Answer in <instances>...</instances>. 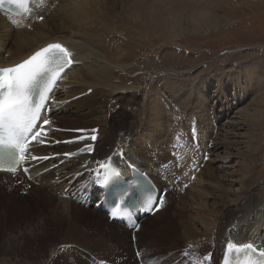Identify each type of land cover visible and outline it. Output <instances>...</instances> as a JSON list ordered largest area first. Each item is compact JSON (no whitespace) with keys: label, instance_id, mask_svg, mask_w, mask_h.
<instances>
[{"label":"bare ground","instance_id":"1","mask_svg":"<svg viewBox=\"0 0 264 264\" xmlns=\"http://www.w3.org/2000/svg\"><path fill=\"white\" fill-rule=\"evenodd\" d=\"M121 1L37 0L44 7L38 16L45 20L33 23L31 29H14L0 15L1 67L15 66L44 46L55 43L68 47L74 60L54 93L51 121L31 149L32 156L47 157L31 159L28 164V194L38 196L36 203L45 210L49 209L41 213L38 230L48 227L46 220L49 217L66 224L68 231L79 237H86L87 233L79 229L87 227L99 235L91 237L96 247H101L99 252L103 257L97 264L110 257L114 264L126 263L123 252L133 253L140 246V239H143L140 233L148 229V219L140 225L136 243L133 242L134 232L110 223L108 216L97 209V192L92 189L95 172L104 170L111 162L128 171L130 163L153 177L163 190L170 192L171 184L168 182L172 183L185 172V168L177 166L171 157V153L180 146L179 140H182L187 150H193L195 158L201 161L203 154L209 152V159L201 163L185 198L171 208L172 217L168 216V208L174 197L170 199L168 196L174 192L168 193L166 202L152 217L161 219L158 223V227L163 228L164 234L161 235L168 232L172 235L165 236L164 244H161L162 240L159 242L156 236L160 235V231H151L152 236L147 237L148 245L141 249V259L132 261V257L127 264H155L151 261L158 264H222L229 243H253L264 250V184L255 185V181L248 178L246 169L251 168L256 158L248 151L242 152L243 148L250 146L241 141L245 135L239 134L243 127L248 126V121L257 122L264 114V92H259L260 88L264 90V61L246 63L236 74L214 80L219 87L214 95L210 90L216 89L213 79L199 80L190 85L181 80L159 78L148 85L150 90L146 93L140 86L119 84L117 81L121 79L116 77L117 74L129 72L130 65L124 62V50L119 47L111 51V45L118 44L127 36L114 31L108 20L112 15L116 16ZM127 4L128 1L121 10L123 13L120 12L125 18L133 24L152 25L167 43L180 37L211 34L219 27L220 20L210 11L184 18L166 15L165 10L166 13L161 14L158 20L159 13L152 17L147 8H129ZM157 20L160 21L158 25ZM108 93L114 96L115 102L110 114L102 109L106 105L102 97H108ZM249 94L255 96L251 103L254 112L248 116L254 119H247L245 113L238 110L235 112L237 116L220 125L225 129H218L211 144L215 134L214 123L219 122L222 115L227 116L235 106L230 96H235L237 104H241ZM192 114L197 117L198 124L195 120L196 125L191 129H201L198 131L201 141L198 151L188 142L191 129L181 127V124H187ZM180 128L182 130H178ZM92 129L98 131L93 133ZM93 134L97 136L95 141L90 139ZM88 144L93 145V150L82 152L81 149ZM65 153L73 155L66 157ZM231 159L240 160L243 167L240 178L235 180L226 179L228 175H235L228 172L232 169L227 166ZM170 161V167L164 168ZM101 164L104 166L101 167ZM227 182L228 186L225 185ZM9 183L13 182L0 175V189H20L9 188L6 185ZM234 184H238L239 188L234 190ZM89 189H92V204ZM162 216L165 218L162 219ZM99 239L102 240L100 244L97 243ZM183 243L187 252L180 253ZM61 246H64L63 250ZM151 246L158 249L157 253ZM72 248L82 250L75 243H58L51 248L42 264H58L60 258L61 261L70 260L75 254ZM151 256L152 260H148ZM167 256V260L163 259ZM91 261L95 263V260Z\"/></svg>","mask_w":264,"mask_h":264},{"label":"rangeland","instance_id":"2","mask_svg":"<svg viewBox=\"0 0 264 264\" xmlns=\"http://www.w3.org/2000/svg\"><path fill=\"white\" fill-rule=\"evenodd\" d=\"M127 1V5H130L129 8L136 6L147 8V11L152 14V17H156L159 13L157 19L165 10L167 11V13L165 12L166 15H173L174 17L182 16L184 18L197 16V14L201 12L210 11L209 13H212L220 20L219 27L217 31L211 34L199 37H180L175 39L174 42L167 43V41L160 37L158 29H154L152 25L143 26L136 22L134 25L133 22L129 21L121 14L123 13L121 10L126 6L125 3ZM164 1L166 2L163 3V0H122L120 2L121 4L119 3L118 10L115 14L116 16L112 15V18L108 20L114 31L118 32V34L121 33V36H127L125 40L121 39L122 41L118 44L111 45V51H116L119 47L124 50L126 53L124 62L130 65L129 72L117 74L116 77L121 79L117 81L119 84H126L125 86L129 87L140 86L145 90V93L150 90V86L148 85L153 84L159 78L172 81L181 80L190 85L199 80L208 81V79H213L212 84H214V80L216 81L220 79V77L226 78L225 76L228 74H236L246 63L264 61V0ZM158 7L161 8V11L160 8L156 9ZM154 9L158 12L155 13L156 10ZM158 20L156 21L157 25L160 22ZM182 26L184 27L185 24L183 23ZM105 48L109 50L106 45ZM215 88L216 89H210L211 92H213L212 95H214L219 87L215 85ZM259 92H264L263 88H260ZM113 97L111 93H108V97H102V100L106 103V105L104 104L102 106V109L105 110L107 114L113 111L112 107L115 104ZM254 97L255 96L252 94H249L241 104H237L236 97L230 96L235 106L228 111L227 116L222 115L219 122L214 123L215 134L213 139L210 140L211 144L218 134L216 132L221 128L220 125L222 126L226 120H232L229 118L237 116L235 112L238 110H242L247 119H254L252 116L251 118L248 117L249 114L254 112V106H251ZM250 108L253 109L251 110ZM190 118L185 126L181 124V127H183L182 129H184V127L191 129L193 125H196L195 120H197V117L192 114ZM212 120H215L214 117ZM248 122V126L243 127L244 129L239 131V134L245 135L244 139H241V141L244 140L243 142H246V145L250 146L249 148L246 147V149L243 148L242 152L248 151L250 155L256 158L251 168L248 167L246 169L249 173L248 178L254 180L255 185L264 184V114L261 115L259 121ZM222 128L225 129V127ZM182 129L180 128L178 130ZM197 130L200 131V127H198ZM227 166L232 167L228 172L235 173V175H228L226 179L235 180L240 178V171L243 169L240 160L231 159ZM225 185L228 186V182ZM232 188L236 190L239 186L238 184H234ZM10 189L11 190H6L4 188L0 189V264H42L43 261L47 259L51 248L62 241L75 243L82 250L79 251L78 249L72 248L73 251L75 250V254H72L73 257L69 256L70 260L65 258V261L68 260V262L63 260L64 263L60 258L58 264H97V261L102 259L103 256L100 255L101 247L97 246V248L96 242L91 241V237H99V235H97L98 233H93L92 230L84 227L79 229V231L85 234L87 233L86 237H79L78 234L70 233L66 224L56 222L52 217H49V219L48 217L46 218L48 219L46 220L47 224L49 223L46 229L38 230L37 224L40 220L41 213H46L49 209L46 208L45 210L42 205L36 203L35 200L39 199L38 196H30L28 191H12L13 189ZM173 189H171L170 192L174 193L168 196L170 199L174 197L169 205L170 208H168V216L170 217H172L171 208H174L177 202L185 198L188 190L187 189L185 193L182 194L179 185ZM44 218L43 216L41 219L43 220ZM161 218L164 219L165 216ZM86 220L87 219L84 221ZM104 220L106 221V217H104ZM160 220L161 219L155 220L152 217L148 218V221L146 220V227H148V229L146 232L143 231L144 229L141 230L143 232L140 234L143 239H140V246L138 245L136 251L133 253L123 252V254H125L124 260L126 263L124 262L122 264H127L132 257V261L136 259L140 260L141 253L137 256V252H141V249L148 245L149 239L147 237L150 238L155 231H160V235L157 234L156 236L159 237V242L162 240L161 244H164L163 239H166L165 236L170 235L171 232L161 235L164 233L162 232L163 228L158 227ZM151 231L153 232L151 233ZM136 235L137 232L133 233L134 243L137 242ZM101 241L102 240L99 239L97 243L100 244L102 243ZM181 247L182 248L179 249L180 253L187 252L184 243ZM150 248L157 253V248L153 246ZM82 253L84 256H82ZM88 256H90L89 258L91 260H95V263H92V261L90 263ZM167 258H169V256L163 259L167 260ZM148 260H152V256L149 257ZM104 263L114 264L112 257L105 260V262L102 261V264ZM151 263L158 264L155 261H151Z\"/></svg>","mask_w":264,"mask_h":264},{"label":"snow or ice","instance_id":"3","mask_svg":"<svg viewBox=\"0 0 264 264\" xmlns=\"http://www.w3.org/2000/svg\"><path fill=\"white\" fill-rule=\"evenodd\" d=\"M6 2L19 5L22 0H0V5ZM71 56V52L63 45L49 44L23 63L14 67L0 68V149L5 147L8 149L7 158L11 164L9 171L16 170V163L19 159H24L29 142L35 141L41 135L42 129L35 132L34 129L40 121L42 112L47 110L49 102L53 100L52 93L57 82L62 79L61 74L73 64ZM49 123V120H43L44 125ZM91 131L96 133L98 130ZM5 135H7V145L4 142ZM90 139L95 141L97 136L93 134ZM85 150L91 152L93 145L88 144L85 149H81L82 152ZM72 155L65 153L66 157ZM30 159L42 160L47 157L32 156ZM103 166L101 164V167ZM159 205L163 206V201H160ZM63 248L64 246H61L62 250ZM227 248L244 251L247 257L257 251L252 243H245L240 248L229 243ZM139 255L138 251L137 256ZM258 257V259L247 258L245 264H264V251H259ZM208 259L210 256L205 258L206 261Z\"/></svg>","mask_w":264,"mask_h":264}]
</instances>
